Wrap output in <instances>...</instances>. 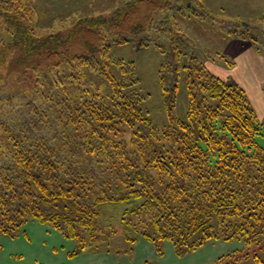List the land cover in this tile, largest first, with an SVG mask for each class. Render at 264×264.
I'll use <instances>...</instances> for the list:
<instances>
[{"label": "trees", "instance_id": "obj_1", "mask_svg": "<svg viewBox=\"0 0 264 264\" xmlns=\"http://www.w3.org/2000/svg\"><path fill=\"white\" fill-rule=\"evenodd\" d=\"M24 5L6 1L0 8L13 29L0 66L17 51L18 68L42 70L48 82L56 72L60 86L43 90L48 132L22 123L0 139V234L15 238L36 219L75 240V257L105 239L102 208L125 204L122 223L137 225L158 251L165 240L181 256L208 241L238 239L244 247L211 264H264V120L247 90L211 71L170 21L174 11L205 8L203 0H123L111 14L45 36L27 23L31 6ZM152 33L167 38L159 43ZM234 38L261 51L253 36ZM127 43L154 44L162 53L166 121L151 116L135 62L113 55L115 45ZM67 71L76 86H63ZM181 83L188 102L178 117L172 111Z\"/></svg>", "mask_w": 264, "mask_h": 264}, {"label": "rangeland", "instance_id": "obj_2", "mask_svg": "<svg viewBox=\"0 0 264 264\" xmlns=\"http://www.w3.org/2000/svg\"><path fill=\"white\" fill-rule=\"evenodd\" d=\"M6 1L8 4L12 1L19 3V0H0V8ZM21 1L27 4L24 5L27 8L31 6V9L27 10L30 20L29 15L25 16L27 23L33 26L38 35L45 36L66 32L83 17L111 14L121 6L123 0ZM203 3L205 8L197 6L193 10L184 9V14L174 11L175 18L170 19L171 23H175L176 27L191 39V45L198 57L211 71L219 77L234 80L244 86L252 105L264 120V21L259 22V18L264 14V0H203ZM2 15L0 13V51L9 44L13 36V29L6 24ZM244 35L253 36L257 40L261 54L256 55L250 51H238L236 55L232 52L226 54L227 43L237 41V44H240L234 36ZM150 38L160 43L166 40L167 35L158 36L152 33ZM247 44L255 47L251 41L247 40ZM16 52H8L0 66V76L3 77L0 79V85L4 87L3 91H0V139L7 135L11 127L15 128L22 123L34 128L33 132H48L42 121L45 109L42 103L43 90H51L46 88L45 84L51 88L60 86L56 82L59 78L56 72H53L54 77L48 82L42 70L33 72L29 68H18L16 61H13ZM112 53L115 57L135 62L143 92L149 94L146 104L151 116L156 122L166 121L170 111L165 105L159 84L158 70L163 58L159 49L154 44L137 48L127 43L115 45ZM221 55L233 60L235 65L229 67ZM1 57L4 56L1 55L0 59ZM70 74L69 71L65 73L64 87L67 82L75 85ZM172 85L173 81L169 80L168 86L171 88ZM176 95L172 115L182 117L188 102L184 84L181 83ZM53 132L52 129V134ZM258 140L264 146V135L259 136ZM124 208L125 204H106L101 210V234L105 239L75 257L69 256L77 245L75 240L67 238L63 232L49 224L30 219L17 237L0 234V264H211L219 256L244 247L243 240L238 239L208 241L199 249L179 256L173 243L165 240L159 243L158 251L157 247L141 234L137 225H132L129 229L125 227V223H122ZM135 221L140 224L139 220ZM126 232H129V235ZM238 264L259 263L249 258L241 260Z\"/></svg>", "mask_w": 264, "mask_h": 264}, {"label": "crops", "instance_id": "obj_3", "mask_svg": "<svg viewBox=\"0 0 264 264\" xmlns=\"http://www.w3.org/2000/svg\"><path fill=\"white\" fill-rule=\"evenodd\" d=\"M235 39H238V41H240V44H237V41H234V42L233 41L232 42L229 41L227 43V48L226 49H228V51H230V52H228V51L226 52L225 51L226 54L232 52V54H235L236 55L238 51H250V52H253V54H256V55H260L261 54L260 52H257L256 51L255 47H253L254 49L252 48V46L250 47L249 44H247V40H242V39H239V38H235ZM231 43H233V44H231ZM231 45H233V46L231 47ZM243 55H245V54H243ZM243 55L241 57H243ZM263 83H264V81H263ZM244 85L246 86V84H244ZM249 97H250V95H249Z\"/></svg>", "mask_w": 264, "mask_h": 264}]
</instances>
